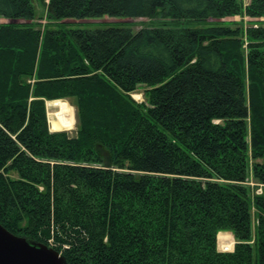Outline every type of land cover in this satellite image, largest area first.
<instances>
[{"label":"trees","instance_id":"trees-1","mask_svg":"<svg viewBox=\"0 0 264 264\" xmlns=\"http://www.w3.org/2000/svg\"><path fill=\"white\" fill-rule=\"evenodd\" d=\"M36 2L0 0V223L68 264H264V0ZM105 16L159 25L65 22Z\"/></svg>","mask_w":264,"mask_h":264},{"label":"rangeland","instance_id":"rangeland-1","mask_svg":"<svg viewBox=\"0 0 264 264\" xmlns=\"http://www.w3.org/2000/svg\"><path fill=\"white\" fill-rule=\"evenodd\" d=\"M34 1H35L37 15L38 16H44L45 15L44 7H42L40 4H38L36 2V0H34ZM240 20H241L240 17L225 19V21H237V22H239ZM246 21L248 23V22L255 21V19H251V18L247 17V18H245V22ZM7 22H10V21L0 19V23H7ZM65 22L68 23L69 25H72V28H74V29H86V30L104 29V28H107L110 26H116L117 24H126V25L130 26L134 31H137L143 27L153 26V25L155 27H157L159 25V23H157L156 21H151L150 19H147V18H117V17H108V16H105V17L100 18V19H85V20L68 19V20H65ZM210 22H216V20H210ZM46 23H47V20L44 19L42 21V24H46ZM146 89H147V87L141 86L137 90V92L135 94H133V98L138 102L145 101L144 93H145ZM60 101H62V100L47 102V111H48V118H49L51 131H53V132L67 131L70 134L74 135L76 133V108L74 106L75 100H72V101H74V103L71 101L65 100L66 102L69 103V105L73 108V111H74V122H75V124H74L73 128L71 130L70 129L69 130H59L58 128L52 129L51 122H50L51 117L49 115V112L57 111L58 108L53 107V106L50 107L49 104L52 103V105H55V103L60 102ZM52 119H53V117H52ZM228 233H230V232H228ZM224 234H226V232ZM228 235L231 236V234H228ZM224 238L228 239V236H224ZM232 239H233L234 247H235V244H236L235 238H232ZM219 242L222 243L218 237V249L221 252H233L234 251V247H233L232 251L221 250V247L226 248V246H228L227 250H231V247H232L231 242H230V244H227V245L226 244L220 245Z\"/></svg>","mask_w":264,"mask_h":264},{"label":"water","instance_id":"water-1","mask_svg":"<svg viewBox=\"0 0 264 264\" xmlns=\"http://www.w3.org/2000/svg\"><path fill=\"white\" fill-rule=\"evenodd\" d=\"M0 264H68L65 257L45 244L16 236L0 223Z\"/></svg>","mask_w":264,"mask_h":264},{"label":"bare ground","instance_id":"bare-ground-1","mask_svg":"<svg viewBox=\"0 0 264 264\" xmlns=\"http://www.w3.org/2000/svg\"><path fill=\"white\" fill-rule=\"evenodd\" d=\"M49 106L58 108L57 111L49 112V115L51 117L50 122H51L52 129L58 128L59 130H69V129L71 130L75 122H74V111H73V108L69 105V103L66 102L65 100H62L60 102L55 103V105H52L51 103L49 104ZM227 235L228 234L220 235L219 240H221L222 244L225 242L224 236H227ZM233 247H234V243L232 244L231 250H227L222 247H221V250L232 251Z\"/></svg>","mask_w":264,"mask_h":264},{"label":"crops","instance_id":"crops-1","mask_svg":"<svg viewBox=\"0 0 264 264\" xmlns=\"http://www.w3.org/2000/svg\"><path fill=\"white\" fill-rule=\"evenodd\" d=\"M224 233H225V232H221V233H219L218 237H220V235H222V234H224ZM226 234H231V233L226 232ZM227 236H228V239H227V238H224L225 241L231 242V244H233V243H234V242H233V239H232V238H234L233 234H231V236H230V235H227Z\"/></svg>","mask_w":264,"mask_h":264},{"label":"built area","instance_id":"built-area-1","mask_svg":"<svg viewBox=\"0 0 264 264\" xmlns=\"http://www.w3.org/2000/svg\"><path fill=\"white\" fill-rule=\"evenodd\" d=\"M225 251V250H224Z\"/></svg>","mask_w":264,"mask_h":264}]
</instances>
